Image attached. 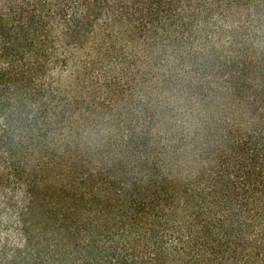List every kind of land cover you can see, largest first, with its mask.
<instances>
[{"label":"trees","instance_id":"1","mask_svg":"<svg viewBox=\"0 0 264 264\" xmlns=\"http://www.w3.org/2000/svg\"><path fill=\"white\" fill-rule=\"evenodd\" d=\"M0 264H264V0H0Z\"/></svg>","mask_w":264,"mask_h":264}]
</instances>
